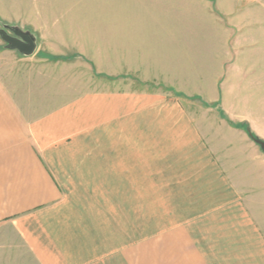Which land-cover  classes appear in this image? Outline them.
Instances as JSON below:
<instances>
[{
  "label": "crops",
  "instance_id": "crops-1",
  "mask_svg": "<svg viewBox=\"0 0 264 264\" xmlns=\"http://www.w3.org/2000/svg\"><path fill=\"white\" fill-rule=\"evenodd\" d=\"M217 6L203 20L218 24L219 107L240 104L262 138L252 119L264 118V0ZM127 53L122 78L140 64ZM14 64L0 78V264H264V156L244 126L229 128L253 140L245 156L145 76L100 90L98 78L62 83L30 68L17 78ZM210 181L215 190L196 189Z\"/></svg>",
  "mask_w": 264,
  "mask_h": 264
},
{
  "label": "rangeland",
  "instance_id": "rangeland-1",
  "mask_svg": "<svg viewBox=\"0 0 264 264\" xmlns=\"http://www.w3.org/2000/svg\"><path fill=\"white\" fill-rule=\"evenodd\" d=\"M43 1L47 3L42 5ZM208 1L209 6L205 0H35V5L30 6V0H17L20 4L2 0L0 28L11 24L30 30L38 36V48L37 55L24 57L7 50L0 37V78H11L14 63L21 68L17 78L25 77L30 68L37 77L62 83L98 78L100 90L142 87L140 79L145 76L150 82L148 88L154 83L155 90L163 94L178 93L180 104L192 111L196 124L210 125L213 130L219 127L220 135L241 143L245 156L256 151L250 144L253 140L243 128L236 127L232 132L229 127L231 123L242 125L240 121L248 113L235 101L228 112L224 106L219 107L217 100L225 67L219 54L218 24L204 22L208 8L219 13L217 0ZM83 47L87 52L80 55ZM147 47L160 52L153 54ZM125 50L131 52L127 53L129 63L138 62L140 68L133 66L131 74L122 78L120 74L127 71L123 69ZM100 73L118 79H108ZM252 121V127L264 140V118ZM222 147L220 144V150ZM258 151L264 156L261 147ZM238 167L242 173L248 171L245 163ZM216 168L212 165V172H219L214 171ZM234 168L237 167H230L227 173L230 184L229 178H238L232 174ZM218 184L197 183L200 187L196 189L215 190ZM165 185L171 190V183Z\"/></svg>",
  "mask_w": 264,
  "mask_h": 264
},
{
  "label": "water",
  "instance_id": "water-1",
  "mask_svg": "<svg viewBox=\"0 0 264 264\" xmlns=\"http://www.w3.org/2000/svg\"><path fill=\"white\" fill-rule=\"evenodd\" d=\"M0 37L5 42L7 48L17 50L26 56L34 54L38 46L36 35L18 25L5 24L0 28ZM255 141L264 150V140L256 138Z\"/></svg>",
  "mask_w": 264,
  "mask_h": 264
},
{
  "label": "trees",
  "instance_id": "trees-1",
  "mask_svg": "<svg viewBox=\"0 0 264 264\" xmlns=\"http://www.w3.org/2000/svg\"><path fill=\"white\" fill-rule=\"evenodd\" d=\"M242 126H244V128L247 130V132L250 134V136L256 140V138H260L252 129L251 127L249 126L248 123L244 122L242 123Z\"/></svg>",
  "mask_w": 264,
  "mask_h": 264
}]
</instances>
